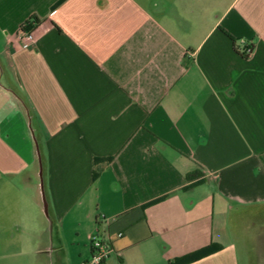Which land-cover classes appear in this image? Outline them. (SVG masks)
Returning <instances> with one entry per match:
<instances>
[{"label":"crops","instance_id":"0c3cea01","mask_svg":"<svg viewBox=\"0 0 264 264\" xmlns=\"http://www.w3.org/2000/svg\"><path fill=\"white\" fill-rule=\"evenodd\" d=\"M261 210L264 0H0V252L14 264H86L92 235L104 264L212 243L190 264H238Z\"/></svg>","mask_w":264,"mask_h":264},{"label":"rangeland","instance_id":"374dc122","mask_svg":"<svg viewBox=\"0 0 264 264\" xmlns=\"http://www.w3.org/2000/svg\"><path fill=\"white\" fill-rule=\"evenodd\" d=\"M237 242L238 264H264V210L244 223V237ZM237 241V240H236ZM18 254L0 252V264H14Z\"/></svg>","mask_w":264,"mask_h":264},{"label":"built area","instance_id":"2783aa9c","mask_svg":"<svg viewBox=\"0 0 264 264\" xmlns=\"http://www.w3.org/2000/svg\"><path fill=\"white\" fill-rule=\"evenodd\" d=\"M29 22L24 24L20 29V42L24 48H33L36 45V34L33 28H28ZM250 45L244 46V53L249 56L252 54ZM121 235V234H120ZM92 256L86 264H103L108 258L110 247L108 243L103 241L98 235L91 236Z\"/></svg>","mask_w":264,"mask_h":264},{"label":"trees","instance_id":"16d2710c","mask_svg":"<svg viewBox=\"0 0 264 264\" xmlns=\"http://www.w3.org/2000/svg\"><path fill=\"white\" fill-rule=\"evenodd\" d=\"M35 25H36L35 21H30L28 28H33ZM100 161H101V159H99V158L95 159V163L96 164L98 162H100ZM93 175H94V178H95L98 175L97 171L94 170ZM189 178L191 179L192 175H190ZM221 248H222V246L212 243V244H210V245H208L206 247H203V248H201L199 250H196V251H194L192 253H189V254H187L185 256L175 258L174 260H170L168 262V264H190V263H193V262H195V261H197L199 259H202V258H204L206 256H209V255H211L213 253H216Z\"/></svg>","mask_w":264,"mask_h":264},{"label":"water","instance_id":"95a60500","mask_svg":"<svg viewBox=\"0 0 264 264\" xmlns=\"http://www.w3.org/2000/svg\"><path fill=\"white\" fill-rule=\"evenodd\" d=\"M43 200H44V204H45V208H46L47 207V203H46V199H45L44 195H43Z\"/></svg>","mask_w":264,"mask_h":264}]
</instances>
